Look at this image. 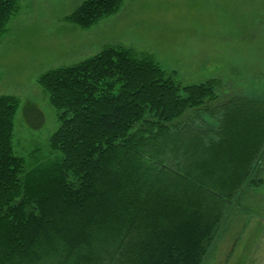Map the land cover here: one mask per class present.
<instances>
[{
    "label": "trees",
    "instance_id": "1",
    "mask_svg": "<svg viewBox=\"0 0 264 264\" xmlns=\"http://www.w3.org/2000/svg\"><path fill=\"white\" fill-rule=\"evenodd\" d=\"M20 1L0 0V42ZM125 1L65 20L90 29ZM38 85L59 124L41 157L14 153L21 101L0 96V264H203L264 166V97L182 86L120 46Z\"/></svg>",
    "mask_w": 264,
    "mask_h": 264
},
{
    "label": "rangeland",
    "instance_id": "2",
    "mask_svg": "<svg viewBox=\"0 0 264 264\" xmlns=\"http://www.w3.org/2000/svg\"><path fill=\"white\" fill-rule=\"evenodd\" d=\"M82 2L21 0L0 42V96L21 101L13 143L17 156H43L59 127L39 77L108 46L152 55L182 86L217 79L225 92L264 97V0H126L90 29L65 20ZM256 179L229 213L203 264H264V166Z\"/></svg>",
    "mask_w": 264,
    "mask_h": 264
}]
</instances>
